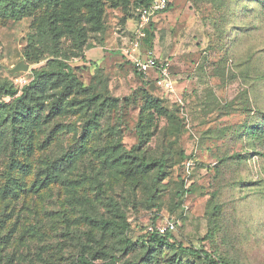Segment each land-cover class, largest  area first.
<instances>
[{"label":"rangeland","instance_id":"1","mask_svg":"<svg viewBox=\"0 0 264 264\" xmlns=\"http://www.w3.org/2000/svg\"><path fill=\"white\" fill-rule=\"evenodd\" d=\"M170 1L142 52L171 65L174 93L148 87L124 56L137 26L133 7L104 1L105 29L90 36L89 48L75 57L70 40L62 42L66 70L88 92L70 96L46 124L44 105L37 121L12 134L14 144L9 133L1 136L3 263L78 264L109 249L121 262L140 260L148 228L172 222L178 243L203 247L220 264H264V0ZM46 15L0 24V81L14 85L15 98L33 70L54 59L29 44ZM20 62L29 70L12 74ZM93 94L108 105L98 116ZM148 96L166 115L149 108ZM258 125L262 133L252 134ZM142 137L140 154L168 159L155 192L154 182L132 183L105 166L111 145L131 151ZM67 158L72 166L59 168ZM98 174L106 182L103 197ZM114 206L130 225L126 236L135 251L128 255L119 239L84 216L114 217ZM167 257L159 253L157 264Z\"/></svg>","mask_w":264,"mask_h":264},{"label":"trees","instance_id":"2","mask_svg":"<svg viewBox=\"0 0 264 264\" xmlns=\"http://www.w3.org/2000/svg\"><path fill=\"white\" fill-rule=\"evenodd\" d=\"M104 1L111 2L117 7L131 5L136 16L137 9L148 4V0H0V24H6L10 21L19 22L24 18L33 17L37 12L46 10L47 15L39 20L36 32L29 37V44L30 47L40 46L46 48L48 58H54L48 61L46 69L33 70V80L17 98L15 97L19 91L14 85L9 81H0V138L3 134L9 133L12 137L9 144H14L16 138L15 134H12L17 133L22 125L37 121L42 115L44 105H48V114L43 121L46 124L60 113L62 104L68 101L70 96L80 92H88V88L80 83L77 76L72 71L66 70V65L61 59L68 58L62 50V42L65 38L70 40L71 53H74L75 57L80 56L84 49L89 48L90 36L103 32L105 29L103 20ZM153 23L147 30L148 33H151ZM97 73L99 74L100 70H97ZM172 75L174 77L173 72ZM138 76L143 79L148 87L154 86L160 89L153 80H145L139 74ZM5 97L15 98V100L11 105H8L3 102ZM92 97H95V99L91 102H95L97 107L94 115L98 116V111H100V114L103 113L108 105L105 103L106 100L101 97H96L94 94ZM47 99L50 100L47 101ZM148 99L146 103L149 108L154 109L161 115H166V111L158 101L149 96ZM94 121H97V119ZM250 131L252 134L262 133L263 128L258 125L252 127ZM145 142V138L142 137L140 146L134 147L131 151L120 145H111L107 152L105 166L108 172L112 174L115 172L132 183L154 182L151 188L155 192L158 191L157 183H160L166 175L168 159H150L146 155L140 154L139 150ZM4 150L5 148L0 145V155ZM72 164V160L68 158L67 160L58 161L59 168L71 167ZM101 176L102 174L97 175L96 182L97 189L103 197L106 182ZM114 209L113 213L115 215L110 218L96 216L89 212L84 216L88 222L96 224L106 234L119 239L124 246L122 248L123 253L128 255L135 251L133 243L126 236V233L130 230V225L125 214L117 206H114ZM148 235L147 239L142 241L141 249L143 253L140 260L131 259L121 262L120 258L109 249L100 256L91 255L88 256L89 258L82 256L78 264H94L93 261L99 259L104 261L102 264H157L159 253L164 251L168 253L165 260L166 264H196V262L220 264L203 247H190L178 243L172 232L165 236ZM0 264L12 263L10 261L3 263L0 256Z\"/></svg>","mask_w":264,"mask_h":264},{"label":"built area","instance_id":"3","mask_svg":"<svg viewBox=\"0 0 264 264\" xmlns=\"http://www.w3.org/2000/svg\"><path fill=\"white\" fill-rule=\"evenodd\" d=\"M169 4L170 0H148L147 5H142L137 9L135 34L129 48L125 50L124 56L145 80H153L163 92L172 94L175 92V80L171 65L168 62L160 61L152 51L142 52L147 30L158 16L168 10ZM174 230L175 225L172 222H167L165 225L148 228V233L165 236Z\"/></svg>","mask_w":264,"mask_h":264},{"label":"water","instance_id":"4","mask_svg":"<svg viewBox=\"0 0 264 264\" xmlns=\"http://www.w3.org/2000/svg\"><path fill=\"white\" fill-rule=\"evenodd\" d=\"M28 70H29V66L26 65L24 62H20L10 72L12 74H17L20 72H27Z\"/></svg>","mask_w":264,"mask_h":264}]
</instances>
